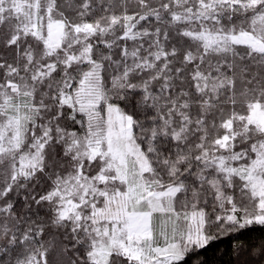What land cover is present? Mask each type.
<instances>
[{
    "label": "snow or ice",
    "instance_id": "snow-or-ice-1",
    "mask_svg": "<svg viewBox=\"0 0 264 264\" xmlns=\"http://www.w3.org/2000/svg\"><path fill=\"white\" fill-rule=\"evenodd\" d=\"M0 264H264V0H0Z\"/></svg>",
    "mask_w": 264,
    "mask_h": 264
},
{
    "label": "trees",
    "instance_id": "trees-1",
    "mask_svg": "<svg viewBox=\"0 0 264 264\" xmlns=\"http://www.w3.org/2000/svg\"><path fill=\"white\" fill-rule=\"evenodd\" d=\"M225 247H227V245H225V244H220V245H219V249H220V250H223ZM213 251H215V249L210 250L209 255H211Z\"/></svg>",
    "mask_w": 264,
    "mask_h": 264
}]
</instances>
